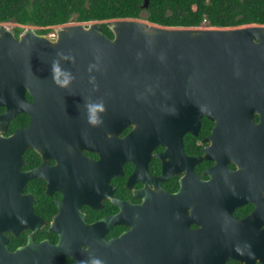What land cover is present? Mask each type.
I'll return each instance as SVG.
<instances>
[{
    "label": "flooded vegetation",
    "instance_id": "1",
    "mask_svg": "<svg viewBox=\"0 0 264 264\" xmlns=\"http://www.w3.org/2000/svg\"><path fill=\"white\" fill-rule=\"evenodd\" d=\"M54 89L40 105L27 89L30 111L0 107L3 138L28 130L0 144L10 252L29 247V264L49 245L64 264H264V89L214 115L175 103L113 120L104 104L97 125L84 85Z\"/></svg>",
    "mask_w": 264,
    "mask_h": 264
},
{
    "label": "water",
    "instance_id": "2",
    "mask_svg": "<svg viewBox=\"0 0 264 264\" xmlns=\"http://www.w3.org/2000/svg\"><path fill=\"white\" fill-rule=\"evenodd\" d=\"M149 5L144 0L143 9ZM103 23L113 38L103 32ZM16 27L23 29L18 37ZM52 28L54 38L39 34V27L0 23V107L8 117L33 110L25 100L27 89L40 105L44 94H59L54 87L62 79L84 85V94L106 104L113 120L136 110L151 115L160 106L171 111L175 103L214 115L248 104L264 89V25L170 28L115 19ZM27 132L0 135V144H24ZM4 232L0 224V264L32 262L29 247L9 251ZM41 255L43 264H64L66 254L61 245H49Z\"/></svg>",
    "mask_w": 264,
    "mask_h": 264
},
{
    "label": "trees",
    "instance_id": "3",
    "mask_svg": "<svg viewBox=\"0 0 264 264\" xmlns=\"http://www.w3.org/2000/svg\"><path fill=\"white\" fill-rule=\"evenodd\" d=\"M0 0V23L41 28L69 23L137 19L170 28H236L264 25V0ZM103 32L113 38L108 25ZM22 29H15L16 36Z\"/></svg>",
    "mask_w": 264,
    "mask_h": 264
},
{
    "label": "clouds",
    "instance_id": "4",
    "mask_svg": "<svg viewBox=\"0 0 264 264\" xmlns=\"http://www.w3.org/2000/svg\"><path fill=\"white\" fill-rule=\"evenodd\" d=\"M57 71H59V66H58V63L54 62L53 73L55 74ZM62 86H67V82H65V84ZM88 108H89V111L92 113V115L89 118V123H91L93 125H97V124L101 123L102 121H100L97 118L96 112L97 111H101V112L104 111L103 104L102 103H100V104H89ZM84 264H88V262L86 261V262H84ZM90 264H104V261H102L100 259L93 258L91 260Z\"/></svg>",
    "mask_w": 264,
    "mask_h": 264
},
{
    "label": "rangeland",
    "instance_id": "5",
    "mask_svg": "<svg viewBox=\"0 0 264 264\" xmlns=\"http://www.w3.org/2000/svg\"><path fill=\"white\" fill-rule=\"evenodd\" d=\"M10 29H13L12 27H9ZM202 28H205V29H207L208 27H206V26H203ZM52 29V31L50 32V34L48 35L50 38H54L55 37V35H56V33H55V30L53 29V28H51ZM40 30V29H39Z\"/></svg>",
    "mask_w": 264,
    "mask_h": 264
}]
</instances>
